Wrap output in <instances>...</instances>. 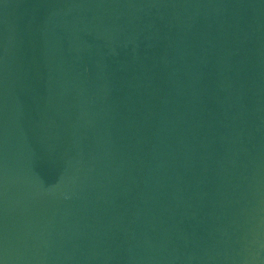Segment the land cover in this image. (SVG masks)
Segmentation results:
<instances>
[{"label": "water", "instance_id": "water-1", "mask_svg": "<svg viewBox=\"0 0 264 264\" xmlns=\"http://www.w3.org/2000/svg\"><path fill=\"white\" fill-rule=\"evenodd\" d=\"M0 264H264V0H0Z\"/></svg>", "mask_w": 264, "mask_h": 264}]
</instances>
